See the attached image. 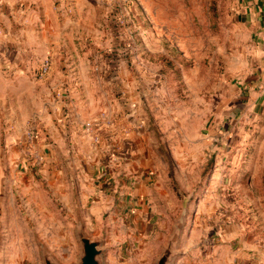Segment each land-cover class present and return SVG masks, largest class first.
Masks as SVG:
<instances>
[{"label":"rangeland","instance_id":"374dc122","mask_svg":"<svg viewBox=\"0 0 264 264\" xmlns=\"http://www.w3.org/2000/svg\"><path fill=\"white\" fill-rule=\"evenodd\" d=\"M242 37L233 0H0V264H82L89 223L99 264H254L251 239L264 264ZM63 78L83 98L81 153L27 138L39 103L69 97Z\"/></svg>","mask_w":264,"mask_h":264},{"label":"crops","instance_id":"0c3cea01","mask_svg":"<svg viewBox=\"0 0 264 264\" xmlns=\"http://www.w3.org/2000/svg\"><path fill=\"white\" fill-rule=\"evenodd\" d=\"M233 7L236 11L237 25L243 32V52L246 57L243 61L245 68L243 76L244 89L248 90L249 105L253 107L261 106L264 113V0H233ZM76 84L66 78L61 79L58 84L55 83L56 90L62 88L68 89L70 93L69 97L56 93L48 97L42 105L39 103L34 116L41 119L43 123H40L36 119L34 121L40 124L43 135L47 137L51 147L54 148L55 145L64 146L68 140V142H73V148L81 153L86 143L92 137L86 131L84 132L83 98L77 96ZM43 135L40 138H43ZM101 141L103 143L98 147L102 151L112 149V140L104 141L102 139ZM74 176L75 182L79 186H82V180L87 178L83 169L78 168L74 170ZM72 195L73 200H75L76 198L73 193ZM84 232L87 233V236L91 240H102L105 242L101 236L100 225L89 223L86 225ZM254 243L256 241L251 239L248 257L249 259H253L251 262L258 264V262L262 261L260 260L262 255L255 251Z\"/></svg>","mask_w":264,"mask_h":264},{"label":"water","instance_id":"95a60500","mask_svg":"<svg viewBox=\"0 0 264 264\" xmlns=\"http://www.w3.org/2000/svg\"><path fill=\"white\" fill-rule=\"evenodd\" d=\"M82 243L85 249V255L82 264H99L98 256L101 253L100 245L104 243L102 240H91L87 235L83 234Z\"/></svg>","mask_w":264,"mask_h":264},{"label":"built area","instance_id":"2783aa9c","mask_svg":"<svg viewBox=\"0 0 264 264\" xmlns=\"http://www.w3.org/2000/svg\"><path fill=\"white\" fill-rule=\"evenodd\" d=\"M49 69H50V64L48 61H46V63L43 66V74H48ZM87 127L89 130H91L93 125L89 123L87 124ZM39 131H41V128H40V124L37 121H33L32 123H30L26 130L28 140L32 143L38 141Z\"/></svg>","mask_w":264,"mask_h":264}]
</instances>
